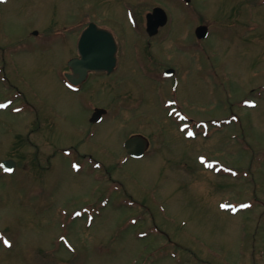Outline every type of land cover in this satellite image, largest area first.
I'll return each mask as SVG.
<instances>
[{"label": "rangeland", "instance_id": "obj_1", "mask_svg": "<svg viewBox=\"0 0 264 264\" xmlns=\"http://www.w3.org/2000/svg\"><path fill=\"white\" fill-rule=\"evenodd\" d=\"M154 5L169 20L149 38ZM89 21L114 32L117 63L69 90ZM7 158L0 264H264V0L0 3Z\"/></svg>", "mask_w": 264, "mask_h": 264}, {"label": "water", "instance_id": "obj_2", "mask_svg": "<svg viewBox=\"0 0 264 264\" xmlns=\"http://www.w3.org/2000/svg\"><path fill=\"white\" fill-rule=\"evenodd\" d=\"M189 2L190 0H185ZM167 22V14L161 7H155L146 15V31L149 35L157 33L158 28ZM195 34L198 38H203L207 34V27L200 25L196 27ZM78 57L68 61L71 73L66 74L67 79L72 84H79L83 81L89 71L110 73L116 65L117 44L113 35L106 29L98 27L90 22L81 32L77 44ZM173 73L172 69L166 74ZM105 113L104 109L95 108L91 114L90 121L96 122ZM147 146V141L140 135H132L124 141V149L127 154L133 157L141 156ZM2 165L11 169L14 166L12 160H5Z\"/></svg>", "mask_w": 264, "mask_h": 264}, {"label": "flooded vegetation", "instance_id": "obj_3", "mask_svg": "<svg viewBox=\"0 0 264 264\" xmlns=\"http://www.w3.org/2000/svg\"><path fill=\"white\" fill-rule=\"evenodd\" d=\"M256 5V4H255ZM145 18V17H144ZM99 24V23H98ZM100 25V24H99ZM86 26V25H85ZM84 26V27H85ZM101 27H103V28H107L106 26H103V25H100ZM241 25H239V27H240ZM251 25H249V26H247L248 28H245V29H248V30H252L253 28H249ZM109 29V28H108ZM109 30H111V29H109ZM112 31V30H111ZM113 32V31H112ZM113 34H114V32H113ZM114 36H115V34H114ZM240 36H241V34H240ZM116 37V36H115ZM152 37H154V36H152ZM152 37H149V38H152Z\"/></svg>", "mask_w": 264, "mask_h": 264}, {"label": "snow or ice", "instance_id": "obj_4", "mask_svg": "<svg viewBox=\"0 0 264 264\" xmlns=\"http://www.w3.org/2000/svg\"><path fill=\"white\" fill-rule=\"evenodd\" d=\"M189 135H192V133L191 132H189ZM8 171H11V169H7Z\"/></svg>", "mask_w": 264, "mask_h": 264}]
</instances>
